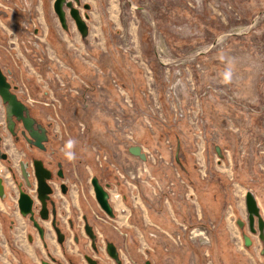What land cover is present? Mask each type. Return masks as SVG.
<instances>
[{
  "label": "rangeland",
  "instance_id": "1",
  "mask_svg": "<svg viewBox=\"0 0 264 264\" xmlns=\"http://www.w3.org/2000/svg\"><path fill=\"white\" fill-rule=\"evenodd\" d=\"M54 1L0 0V62L8 73L13 62L24 71L20 79L11 72L12 81L17 92L29 91L31 113L49 133L48 152L25 140L15 150L0 104L1 144L16 161L17 166L11 160L14 173L21 157L41 158L53 170L61 163L68 189L82 201L96 199L91 179L97 176L113 194L117 217L96 230L104 243L120 240V246L128 235L132 245L130 252L120 248L122 264H173L169 255L185 247L187 264H264V239L249 229L245 196L248 190L258 196L264 183V0H80L77 7L89 25L85 37L70 15L67 29L61 25ZM29 38L44 52L23 59L22 41ZM50 45L55 65L66 68L69 78H59L50 59L43 62ZM35 95H44L49 105L37 103ZM133 146H142L147 160L134 158ZM154 164L163 179L153 174ZM7 171L12 187V170ZM140 184L148 187L140 192ZM56 195L61 196L60 187ZM8 196L14 203L9 213L16 218V198ZM174 198L191 210L186 208L178 224L170 217L172 230L152 225L170 213L166 204ZM83 223H77L80 230ZM27 225V236L18 240L13 220L5 247L0 224L5 264H40L20 256L26 251L19 246L38 234ZM66 232V242L75 245L73 230ZM54 234L47 224L50 251L59 247ZM158 238L169 240L159 262L151 241ZM220 238H230L237 255L223 257L221 246L216 258ZM30 245L38 260L47 256L43 243ZM78 254L80 264H88L85 252ZM100 262L117 264L103 257Z\"/></svg>",
  "mask_w": 264,
  "mask_h": 264
},
{
  "label": "crops",
  "instance_id": "2",
  "mask_svg": "<svg viewBox=\"0 0 264 264\" xmlns=\"http://www.w3.org/2000/svg\"><path fill=\"white\" fill-rule=\"evenodd\" d=\"M50 47H51L50 48V50H51L50 54L49 55L47 54L49 57L44 58L43 62H45L47 60V58H48V60L50 59L51 61L50 60L49 61H50L51 65L50 64L49 65L51 66V70L55 71L56 74L59 75V78L61 77L62 79H67L66 76H68V78H69V75H67V70H66L65 67H64L65 70H63V68L60 69L59 66L55 65L53 60L55 58L56 52L53 49L54 46L52 47V45H50ZM63 63H64V61H63ZM13 64L15 66L12 65V68H10V71L12 73H14V76L16 75L20 79V77L22 75L23 76L25 75V73H24L23 70H21V68L18 67V64H16L15 62H13ZM61 67H63V66L61 65ZM28 93H29V91H28ZM33 98H39V100H37V101L35 100V101L37 103H40V104H48V103H50L49 101L46 102V100H45L46 98L44 97V95L43 96L39 95L38 97L35 95V97H33ZM51 109H53V108L51 107ZM6 140H8V141H6ZM6 140H4L6 142L3 141V145H5V148L7 149L10 141H9V138H7ZM10 140L12 141V139H10ZM14 141L15 142L13 144V148L16 150V146L15 145L17 144V142H16L15 139H14ZM133 147H139V146H133ZM133 147H131V148H133ZM131 148H130V152H131ZM11 151H12V149H11ZM131 154L134 156V158H137V159L141 157V154H137V153H134V152H131ZM11 160H13V164L16 162L12 157H10V160L8 162L9 166L12 165L11 164ZM17 161H18V163L20 165V169L21 170L18 169L19 173H14L13 168H12V171L10 172L11 176L13 178V183H14V185L12 187L10 186V184L12 182L5 179L7 177V175H8V171H6L5 175L2 174L4 176H1V177L4 178L5 191L7 192V194H10L11 196H15V198L18 197V194H19V191H20V186H21V183L23 181V179H22V177L20 175V173H23L22 172V168H21L22 157L18 158ZM99 161L103 165H106V161L105 160H103V161L99 160ZM2 163L6 164L4 161L0 160V166H2V167H3ZM155 164L152 166L153 174H155V172H157L156 174H158L159 178L163 179L164 177H163V174H161L162 173L161 169L159 168V166H155ZM15 165L17 166L16 163H15ZM184 169H183V171H184ZM155 175H153V176H155ZM107 184L109 186V185H111L113 183H107ZM120 184L122 185L121 182H120ZM141 185H143V186H141ZM140 186H141V188L139 189L140 192H141V189L145 190V188L148 187L147 185L145 186L144 184H140ZM137 187H138V184H137ZM122 188H123V185H122L121 189ZM74 191L75 190H68L67 194L61 195L59 197V198H61V203L58 202V209H59L60 215H63L66 220L69 219L70 221H72L75 224V226L73 227V233L71 235L73 237V240H74L73 243L75 245H72V244L66 242L64 246H61L60 244L57 243L59 247L54 248V251H52V250L50 251L48 248H46V249H48L47 250V255H48V253L51 252L52 254H57L59 256H61L63 254L60 255V253H58V252L63 253V249H64L67 252L66 256H69V259L71 260L72 263H78V262L80 263L81 260L79 259V254L78 253H80V252L83 253V252L88 251V249H87L88 242H87L86 238L84 237V234H82L81 231L79 230L78 225H77V223L79 222L80 218H87L88 221H90L96 227V225H98L99 223H101V224L102 223H109L110 222L109 219L116 218L117 217L116 216L117 213L115 212L116 207L114 206L115 217L114 218L109 217L101 209V207L99 206V204H98L96 199L95 200L90 199L91 201L90 200L82 201V199H79V195L77 193H75ZM258 192H259V195L256 196V197L258 198V201L260 202V205L263 206V208H264V183L262 184V187L258 188ZM156 198H158V200L159 199L162 200L163 196L162 195H158V197H156ZM112 200H113V197H112ZM112 200H111V202H112ZM139 200H140V197H139ZM117 201H119V200H117ZM128 201H129V198H128ZM177 201H178V199L174 198L172 202H168L166 205H167V207L169 209H171L170 213L166 212V214H167L166 216H165V213L164 214L162 213L161 215H159V217H157L159 219V222L154 219L155 222L152 221L151 222L152 225H154L157 222V225L161 224L162 228H165V230L166 229L167 230L174 229L175 228V222L172 221L173 220L172 218H174V220L178 224L180 222V215L185 212L186 208L188 210L189 209L191 210L190 206H188L187 204H185V205L182 204L181 205ZM118 203H120V201ZM13 204H14L13 200L9 196H7L6 198H1L0 197V211L2 212V216L0 217V220H1L2 228L5 229V247L8 246V237L10 236L11 223H12L13 220H14V222L16 220V224H17V227H18V237H17L18 240H20L19 237L25 238L27 236L26 228H25L26 226L28 227L26 217L23 216L17 209L15 210L16 218L12 217V215H10V213H9V209H11L13 207ZM162 204H164V203H162ZM183 206H186V207H183ZM172 207L175 208V210ZM121 208L122 207L120 205V207L117 208V209L120 211ZM121 211L127 212L126 209H123ZM133 211H134V214H138L137 207L134 206V210ZM133 211L131 210V213H133ZM186 213H188V212L186 211ZM148 214H150V213H148ZM170 217H172V218H170ZM119 218H121V217H119ZM154 218H155V216H154ZM125 221H126V218L123 219V222H125ZM119 222H120V220H119ZM45 224H46V230H47V224H49V222H45ZM76 234H78L79 238L77 237ZM119 235H121V234H119ZM126 235L127 234H125V233L123 234L122 241H121V246H120V240L119 241L116 240V241H113V242L115 244L119 245L120 248L123 247L125 250L130 252L129 251V248H130L129 245H132V244L129 243V242H128L129 245L127 244V241L125 240V237H124ZM54 236H55V234H54ZM80 236H83L85 239L80 237ZM110 241H112V240H110ZM151 241L153 242V244L155 245V248H156L154 256L157 259V261L159 262V260L165 259L166 251H168L169 240H166V238L159 240V238H158V239L151 240ZM122 242H123V246H122ZM30 243L33 244L35 247H36V245H39V243H43V246L45 247V245H44L45 242L42 240L40 235L37 234L33 242L24 243V246H22V245L19 246V248H24V250L26 251V252L20 251V256L24 257L27 260L31 259L33 261V260L36 259L37 262H39V261L41 262V260L43 258H46V256L43 255L41 257V259L38 260V258L34 256V253H33L34 248H32ZM217 243L218 244H215L214 245V249H213V252L215 253L216 258H219L218 256L221 254L219 252V247H221V246H225L226 247L225 250L221 249V252L223 253V255L222 254L221 255L223 257H225L224 254H226V255H228V254H230V255L236 254V251L233 249L232 241L230 240V238H228V239L220 238V239H218ZM245 245L248 246L247 242H245ZM165 246L167 247L166 249H165ZM229 247H231V249H227ZM187 251L188 250L185 247L184 249H181V250L180 249L175 250L174 251L175 254H173L171 256L169 254L168 255L171 258V261H173V264H187V258H188ZM6 253H7V250H5V255H6ZM218 253H219V255H218ZM135 263L139 264L137 262H135ZM146 264H150V261L147 260Z\"/></svg>",
  "mask_w": 264,
  "mask_h": 264
},
{
  "label": "water",
  "instance_id": "3",
  "mask_svg": "<svg viewBox=\"0 0 264 264\" xmlns=\"http://www.w3.org/2000/svg\"><path fill=\"white\" fill-rule=\"evenodd\" d=\"M80 3V0H55L54 1V11L57 14L61 25L67 29L68 16L70 15L80 31L82 36H87L89 32V25L86 22L81 9L77 7V4ZM85 9H89V4H84ZM69 11V12H68ZM11 82L8 80L7 75L4 74L0 67V95L2 96L3 102L6 106V116L8 129L12 136H16V126L18 122L22 123L23 130L22 133L25 135L28 143L36 146L41 150H46V143L49 140L48 128L41 122L38 121L37 117L33 116L31 113L30 107L22 101L18 94L13 90ZM18 139V137H17ZM2 143V135L0 134V146ZM131 152L141 154V157L144 159V155L141 153L140 147L131 148ZM7 154H0V158H6ZM35 175L38 182V197L42 203L41 209V218L42 220H48L50 218V208L49 202L53 206L52 211L54 215L53 226L59 237V242L62 243L65 238V234L56 224V213L57 208L55 202L51 199L53 193V186L50 183V180L53 177L52 170L45 165L43 159H33ZM29 166L28 162L21 161V168L23 175L27 181H29V172L27 167ZM59 177H64L63 170L60 169ZM91 183L94 189L95 198L101 207V209L111 218L115 217L114 206L111 202L110 192L107 190V187L100 181L97 176H93ZM63 193H67L68 186L63 183L62 185ZM4 191V185L2 183V178L0 177V194ZM34 200L31 195L26 192L24 189L20 188L18 206L22 215L29 216L33 221L34 226L39 230L40 235L43 236V227L36 220L33 210ZM246 206L248 211L249 219V228L251 232L256 233L259 230V235L264 239V217L261 212V208L257 202L255 194L248 190L246 192ZM86 230L92 239L96 238L95 233L93 232L92 227L87 224ZM108 250L111 256H113L118 262H120L119 254L114 243L110 242L108 244ZM90 263H96L92 258H88ZM43 264H53L49 261H43Z\"/></svg>",
  "mask_w": 264,
  "mask_h": 264
},
{
  "label": "flooded vegetation",
  "instance_id": "4",
  "mask_svg": "<svg viewBox=\"0 0 264 264\" xmlns=\"http://www.w3.org/2000/svg\"><path fill=\"white\" fill-rule=\"evenodd\" d=\"M35 30H33L34 32L36 31L37 33H39V29L38 28H34ZM22 45L23 46H25V45H28V43L26 42V40H23L22 41ZM33 48V47H32ZM36 50H31L30 52L31 53H29L28 54V56H35L34 54V52H35ZM0 67H1V69H2V71L4 72V74H6L7 75V78H8V80L11 82V84H12V86H13V90L16 92V90H17V84H15L13 81H12V78H11V76H10V74H12L11 72L10 73H8L7 72V70H6V68H4L3 67V65H2V63L0 62ZM14 76V75H13ZM14 84V85H13ZM19 96V95H18ZM20 98V97H19ZM21 99V98H20ZM22 100V99H21ZM23 101V100H22ZM0 104H1V107L3 106V108H2V110L4 111V113H5V118H6V124H7V127H8V123H7V116H6V106H5V103L3 102V99H2V96L0 95ZM9 130V129H8ZM22 130H23V126H22V123L21 122H18L17 123V126H16V131H17V134H16V136H12V137H14L15 138V140H16V142L18 143V141H26L27 142V144L29 145V147H34L35 149H38V150H40V151H43V150H41V149H39V148H37L36 146H34V145H32V144H30V143H28V141L26 140V138H25V135L22 133ZM0 134H1V131H0ZM11 134V133H10ZM17 137H18V139H17ZM46 146H47V143H46ZM48 152V148L46 149V150H44V152ZM7 154V157L6 158H0V160H2V161H4L5 163H6V165L5 166H7V169L9 168V169H11L12 170V168H11V166H9V160H10V156H9V154L7 153V151H5V149H3L2 148V144H1V146H0V154ZM36 158H38V157H36ZM36 158H34V159H36ZM50 158V157H49ZM38 159H41V158H38ZM22 161H24V162H28L29 163V166L27 167V170H28V172H29V181H27L26 179H25V177H24V175H23V173H22V179H23V181H22V183H21V186H20V188H22V189H24L26 192H28L30 195H31V197L33 198V200H34V205H33V210H34V216H35V218H36V220H38L39 221V223L41 224V226L43 227V232H44V235L43 236H41L40 235V232H39V230L34 226V223H33V221L30 219V217L29 216H25L26 217V219H27V221L30 223V224H32L33 225V227L36 229V231H37V233L40 235V237L42 238V240L45 242V240H46V224H45V222H49V224L51 225V227H52V229H53V231H55V238H56V240H57V242H58V244H60L61 246H64L65 245V243H66V240H67V236H68V233L66 232V230L68 231V230H70V231H72L73 230V227L75 226V224L72 222V221H70L69 219H67V220H64L65 218H64V216L63 215H60V213H59V209H58V202H60V200H59V197L56 195V192H57V190L59 189V187H60V192H61V195H65V194H67L68 193V191H67V193H63V191H62V184L63 183H65V181H64V179H65V172L63 171V173H64V177L62 178V177H59V171H60V169H62L63 170V168H62V164L61 163H59L58 164V168H57V170H53V168H51L49 165H48V163L47 162H45V165L47 166V167H49L51 170H52V172H53V177H52V179L50 180V183L52 184V186H53V193H52V195H51V199L55 202V206H56V208H57V213H56V224H57V226L61 229V231L65 234V238H64V241L62 242V243H60L59 242V237H58V235H57V232H56V230H55V227L53 226V219H54V215H53V211H52V208H53V206L51 205V203L49 202V208H50V212H49V214H50V218L48 219V220H42V218H41V209H42V203H41V201H40V199H39V197H38V182H37V178H36V175H35V168H34V163H33V160H31V159H27L26 161L25 160H22ZM0 168H2V166H0ZM10 171V170H9ZM4 175H5V170H4ZM4 175H0V177L1 176H4ZM2 178V183H3V185H4V178L3 177H1ZM56 183H59V186H58V188H57V186H56ZM66 184V183H65ZM67 185V184H66ZM36 188V197H34V195L32 194V193H30V191H29V188ZM69 190V189H68ZM8 196V194H7V192L5 191V188H4V191L2 192V194H0V197L1 198H6ZM18 198H19V194H18V197L16 198V203H17V210L20 212V210H19V206H18ZM36 198H37V200H36ZM119 200V199H118ZM21 213V212H20ZM2 216V212L0 211V217ZM24 216V215H23ZM100 218V217H99ZM84 221V223H83V230H80L81 231V233H83L85 236H87L88 238H89V242H88V245H90V247H91V253H90V255L87 253L88 251H86L85 252V254H84V258H83V261L85 260L88 264H94V263H90V261L88 260V258L90 257V258H92L96 263L95 264H101V259H102V257L103 258H107V259H109V260H111L112 262H116L117 264H122L123 263V256H122V252H121V250H120V247H119V245H117V244H115L114 242H112V241H110V240H108L106 243H104L101 239H100V235L98 234V232H97V230H96V227L94 226V224H92L90 221H88V219L87 218H82V219H80V221ZM79 223V222H78ZM0 224H1V220H0ZM87 224H89L91 227H92V229H93V232L95 233V235H96V238L95 239H92L91 237H90V235L88 234V232H87V230H86V226H87ZM78 226H80V224H78ZM66 229V230H65ZM78 237V236H77ZM79 238V237H78ZM77 238V239H78ZM100 241V242H103V244L102 245H98L97 244V241ZM28 241L29 242H33L34 241V237L32 236V235H29L28 236ZM110 242H112V243H114V245L116 246V248H117V251H118V254H119V259H120V262H118L113 256H111V254L109 253V250H108V244L110 243ZM44 245H45V248H48V244L45 242L44 243ZM67 255V252H66V250H64L63 249V256L64 257H62V256H59V255H57V254H52L51 252L50 253H48V255L46 256V258H43L42 260H41V262H40V264H43V261H49V262H51V263H53V264H67V262L70 260L69 259V256H66ZM68 260V261H67ZM70 262H71V260H70ZM0 264H5V258L4 257H2L1 255H0ZM71 264H80L79 262L78 263H72L71 262Z\"/></svg>",
  "mask_w": 264,
  "mask_h": 264
},
{
  "label": "built area",
  "instance_id": "5",
  "mask_svg": "<svg viewBox=\"0 0 264 264\" xmlns=\"http://www.w3.org/2000/svg\"><path fill=\"white\" fill-rule=\"evenodd\" d=\"M26 2L28 1V0H25ZM25 4V3H24ZM26 6V5H25ZM28 7V6H27ZM37 35H38V33L35 31H33V33H32V36H34V37H37ZM28 39H26V42L28 43V45H25L24 47H23V49L21 48V51H20V54H22L23 55V59L26 57V56H28V54L29 53H31L30 51L32 50H36V51H39V50H41L42 52H44L43 51V49L42 48H40V45L39 44H36L34 41H32L31 40V38H29V40L27 41ZM33 47V48H32ZM38 49V50H37ZM18 90V89H17ZM17 90H16V93L19 95V94H21V96L23 97V98H21L20 97V95H19V97L28 105V104H30L31 103V101H32V97L27 93V91L26 90H24V89H22V88H20L19 89V91L17 92ZM5 126H7V124H6V122H5ZM5 129H6V127H5ZM140 147V146H139ZM140 149H141V153L144 155V159L142 158V157H140V159L141 160H143V161H145V160H147V158H148V156H147V153L145 152V150L143 149V147L141 146L140 147ZM143 151V152H142ZM198 164H199V166L201 167V163L200 162H197ZM260 169H262V171L264 172V163L263 164H261V166H260ZM4 170H5V173H6V171H7V168H6V166L4 167H2V168H0V175H2V174H4ZM56 186H57V188H58V186L59 185H57V183H56ZM29 191H30V193H32L33 195H34V197H36V188H29ZM113 194H111L110 193V196H111V200H112V196ZM116 197H118V195H116ZM36 200H37V198H36ZM263 215V214H262ZM264 217V216H263ZM243 222H241V223H239L240 225L242 224ZM257 232H259V230H257ZM248 240H246V242H247ZM248 244V243H247ZM249 245V244H248Z\"/></svg>",
  "mask_w": 264,
  "mask_h": 264
},
{
  "label": "bare ground",
  "instance_id": "6",
  "mask_svg": "<svg viewBox=\"0 0 264 264\" xmlns=\"http://www.w3.org/2000/svg\"><path fill=\"white\" fill-rule=\"evenodd\" d=\"M245 196H246V194H245ZM256 196V195H255ZM256 199H257V197H256ZM257 202H258V204H259V206H260V203H259V201H258V199H257ZM260 208H261V206H260ZM261 210V209H260Z\"/></svg>",
  "mask_w": 264,
  "mask_h": 264
},
{
  "label": "trees",
  "instance_id": "7",
  "mask_svg": "<svg viewBox=\"0 0 264 264\" xmlns=\"http://www.w3.org/2000/svg\"><path fill=\"white\" fill-rule=\"evenodd\" d=\"M5 50H7V49H6V46H5Z\"/></svg>",
  "mask_w": 264,
  "mask_h": 264
}]
</instances>
